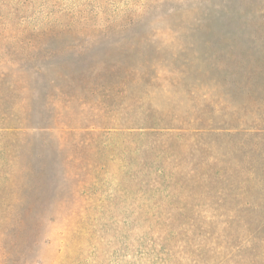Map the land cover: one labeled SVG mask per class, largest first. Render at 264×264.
<instances>
[{
    "label": "rangeland",
    "instance_id": "1",
    "mask_svg": "<svg viewBox=\"0 0 264 264\" xmlns=\"http://www.w3.org/2000/svg\"><path fill=\"white\" fill-rule=\"evenodd\" d=\"M24 58L43 70L13 66ZM0 85V118L13 114L0 119V264H251L261 251L246 222L264 219V187L125 196L139 137L116 127L136 99L191 119L207 100L264 102V0H0Z\"/></svg>",
    "mask_w": 264,
    "mask_h": 264
},
{
    "label": "trees",
    "instance_id": "2",
    "mask_svg": "<svg viewBox=\"0 0 264 264\" xmlns=\"http://www.w3.org/2000/svg\"><path fill=\"white\" fill-rule=\"evenodd\" d=\"M34 60L24 58L12 64L17 68L31 64L35 71H42L43 64L36 65ZM9 88L16 90L18 86L15 83ZM205 102L208 104L198 108V115L192 119L174 109L159 111L140 99L122 106L121 113L129 123L116 128L139 137L121 170L125 196L131 192L137 199L165 204L201 195L213 197L216 192L227 195L232 185L238 187L242 196H254V188L264 187V152L257 159L254 154L261 142L252 141L254 137L264 138V102L255 99L242 107ZM24 104L16 102L14 108L22 106L24 110ZM2 112L0 119L13 115ZM223 137L229 139L218 141ZM237 137L245 140L233 142ZM246 225L251 248H261L253 254L251 264H264V219L254 226L249 222Z\"/></svg>",
    "mask_w": 264,
    "mask_h": 264
}]
</instances>
